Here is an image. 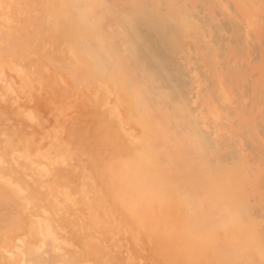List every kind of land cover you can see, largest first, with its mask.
Listing matches in <instances>:
<instances>
[{
	"label": "bare ground",
	"instance_id": "bare-ground-1",
	"mask_svg": "<svg viewBox=\"0 0 264 264\" xmlns=\"http://www.w3.org/2000/svg\"><path fill=\"white\" fill-rule=\"evenodd\" d=\"M0 104V264H264V0H0Z\"/></svg>",
	"mask_w": 264,
	"mask_h": 264
},
{
	"label": "rangeland",
	"instance_id": "rangeland-1",
	"mask_svg": "<svg viewBox=\"0 0 264 264\" xmlns=\"http://www.w3.org/2000/svg\"><path fill=\"white\" fill-rule=\"evenodd\" d=\"M1 105V104H0ZM12 121H7V123H8V125H11L12 123H11ZM10 127V126H9ZM12 127H17V126H15V125H13Z\"/></svg>",
	"mask_w": 264,
	"mask_h": 264
}]
</instances>
